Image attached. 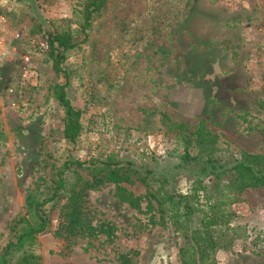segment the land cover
Wrapping results in <instances>:
<instances>
[{
  "label": "rangeland",
  "instance_id": "1",
  "mask_svg": "<svg viewBox=\"0 0 264 264\" xmlns=\"http://www.w3.org/2000/svg\"><path fill=\"white\" fill-rule=\"evenodd\" d=\"M232 1L257 7L262 41L255 73L264 74L259 66L264 62V0ZM86 2L0 0L8 42L7 56L0 59V251L11 240L9 226L25 215L27 190L43 187L52 161L66 154L84 162L77 171L88 180L98 173L91 162L99 166L109 156L121 164L132 162L140 172L171 169L183 149L169 124L182 123L193 131L202 121L218 135L222 161L243 152L264 155V79L255 88L263 107L257 105L225 130L206 111L201 82L187 75L191 40L186 23L193 0H106L84 28ZM46 30L74 35L76 46L65 53L62 67L66 96L81 111L82 131L75 144L63 138L65 115L54 90L66 81L64 74H55L48 47L42 45ZM15 33L19 39H13ZM189 167L198 171L200 165ZM137 176L120 186L142 197L146 189ZM74 182L46 206L49 227L36 238L41 264H121L123 254L135 264H181L169 223L152 226L144 198L140 211L133 209L115 197L116 186L107 182L87 191L84 208L92 226L109 225L112 235L58 237L62 207ZM189 186L181 179L178 187L185 191ZM229 210L243 239L233 251H218L217 263L264 264V243L254 246L257 233L264 231V187L245 189ZM241 246L247 251L241 252Z\"/></svg>",
  "mask_w": 264,
  "mask_h": 264
},
{
  "label": "trees",
  "instance_id": "2",
  "mask_svg": "<svg viewBox=\"0 0 264 264\" xmlns=\"http://www.w3.org/2000/svg\"><path fill=\"white\" fill-rule=\"evenodd\" d=\"M106 0H87L84 6V28L105 5ZM71 31H47L45 43L56 75L67 71L63 66L65 53L76 46ZM66 84L57 85L54 99L64 110L63 138L68 144H75L81 134V111L74 109L66 96ZM164 117V116H163ZM182 145L179 164L171 169H144L143 172L132 162L121 164L113 156L99 161V166L91 162L94 174L91 180L82 177L77 169L84 162L69 154L56 158L50 166L49 181L43 186L27 190L24 205L25 215L10 226L11 240L0 251V264H41L36 238L44 233L50 223L46 206L53 203L59 194L71 190L67 202L62 207L60 232L58 237L75 235L92 237L95 233L111 236L109 225L92 226L90 213L85 210V196L88 190L96 189L103 183L116 186L114 193L120 201L133 209H141L140 201H147L146 213H150V224L165 227L168 222L178 239V253L181 264H218L216 254L220 250L233 251L237 242L243 239L241 227L231 224L229 207L240 201V194L247 188L264 187V155L243 152L239 157L222 161L217 153L219 137L206 130L200 121L197 128L189 130L182 123L169 124ZM222 140H226L221 137ZM196 151V152H192ZM199 164L198 171L192 170ZM145 186V195L133 196L120 186L122 182H133L132 176ZM184 179L190 186L182 191L179 182ZM158 215V218L155 217ZM254 246H263L264 231L255 237ZM241 246V252H246ZM132 256L121 255V264H135Z\"/></svg>",
  "mask_w": 264,
  "mask_h": 264
},
{
  "label": "crops",
  "instance_id": "3",
  "mask_svg": "<svg viewBox=\"0 0 264 264\" xmlns=\"http://www.w3.org/2000/svg\"><path fill=\"white\" fill-rule=\"evenodd\" d=\"M190 10L187 75L201 82L206 111L228 130L261 106L255 90L264 79V74L255 73L262 41L257 7L232 0H193Z\"/></svg>",
  "mask_w": 264,
  "mask_h": 264
},
{
  "label": "built area",
  "instance_id": "4",
  "mask_svg": "<svg viewBox=\"0 0 264 264\" xmlns=\"http://www.w3.org/2000/svg\"><path fill=\"white\" fill-rule=\"evenodd\" d=\"M4 26H5V18L3 15H1L0 13V59L1 58H5L7 56L8 53V42H7V38L6 35L4 33ZM13 39H19L20 38V34L15 33L13 36ZM43 46L45 45V47L47 48V44H42ZM26 61H28V58H26ZM13 90H10V93H12ZM15 102L12 101L10 102V106H14Z\"/></svg>",
  "mask_w": 264,
  "mask_h": 264
}]
</instances>
